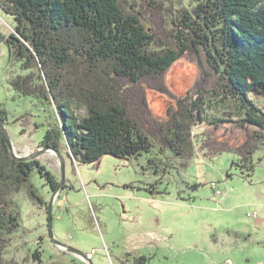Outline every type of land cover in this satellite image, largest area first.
Here are the masks:
<instances>
[{
    "label": "trees",
    "instance_id": "trees-1",
    "mask_svg": "<svg viewBox=\"0 0 264 264\" xmlns=\"http://www.w3.org/2000/svg\"><path fill=\"white\" fill-rule=\"evenodd\" d=\"M173 2L0 0V10L14 20L13 32L0 34V42L26 72L10 86L53 114L41 147L60 153L66 147L73 162L90 164L105 155L138 158L161 138L185 168L194 156L192 127L230 123L244 135L241 144L202 132L200 148L208 156L235 155L232 166L250 178L253 155L264 150V110L254 101L264 97V0H193L172 14ZM186 55L196 62L199 80L174 99L165 121H156L144 86L168 94L163 76ZM0 120H6L1 107ZM34 168L56 189V178L38 160L10 155L0 129V264L19 227L11 196L25 187L47 210L29 183Z\"/></svg>",
    "mask_w": 264,
    "mask_h": 264
},
{
    "label": "rangeland",
    "instance_id": "rangeland-1",
    "mask_svg": "<svg viewBox=\"0 0 264 264\" xmlns=\"http://www.w3.org/2000/svg\"><path fill=\"white\" fill-rule=\"evenodd\" d=\"M173 1L172 14L193 3ZM13 27V17L0 10V34L8 37ZM180 64L190 70L191 78L178 90L169 78ZM25 73L0 42V107L6 112L4 126L14 154L34 156L61 187L53 198L32 169L29 183L44 204L51 202L50 218L45 205L36 203L25 187L14 193L19 227L1 264H137L139 258L146 259L143 264H264V150L253 155V172L247 179L232 166L235 155L208 156L200 148L202 132L214 141L239 145L244 140L241 131L230 123L217 129L207 123L192 127L194 156L185 168L161 138H153L154 148L138 158L105 155L90 164L73 162L64 147L62 173L57 154L39 145L52 112L10 86L12 78ZM198 80V66L188 55L175 61L163 76L168 94L144 86L150 116L165 121L174 99L185 96ZM150 95L162 100L159 113L153 111ZM254 101L264 110V97ZM210 182L224 194L215 197ZM254 212L256 218L248 217ZM55 241L84 257L61 249Z\"/></svg>",
    "mask_w": 264,
    "mask_h": 264
},
{
    "label": "water",
    "instance_id": "water-1",
    "mask_svg": "<svg viewBox=\"0 0 264 264\" xmlns=\"http://www.w3.org/2000/svg\"><path fill=\"white\" fill-rule=\"evenodd\" d=\"M0 129H1L2 134H3V136H4V139H5V143H6L7 149H8V151H9L10 155H11L14 159H16L17 161H20V162L31 161V160H34V159H35L34 156H32V157H18V156H16V155L14 154V150H13V147H12V145H11L10 139H9V137H8V135H7V132H6L5 126H4V124H3V122H2L1 120H0ZM42 148H43V151H44V152H55V153L57 154V156H58V158H59V161H60V167H61V170H62V173H63L64 162H63V159H62L61 153L58 152V151H56V150H53V149H51V148L45 147V146H43ZM60 187H61V185H60V184H57L56 189H54V190L52 191V197H53V198L57 195V193H58ZM50 204H51V202L48 204V207H47V216H48L47 218H48V220H49V218H50V209H51ZM49 230H50V229H49ZM49 232H50V231H49ZM54 243H55L56 245L60 246V247H61L62 249H64V250L72 251V252H74L75 254H77V255H79V256H81V257H84L83 254H81L80 252H78V251H76V250H71L70 248H67V247H65L64 245L59 244V243L56 242V241H55Z\"/></svg>",
    "mask_w": 264,
    "mask_h": 264
},
{
    "label": "bare ground",
    "instance_id": "bare-ground-1",
    "mask_svg": "<svg viewBox=\"0 0 264 264\" xmlns=\"http://www.w3.org/2000/svg\"><path fill=\"white\" fill-rule=\"evenodd\" d=\"M181 76V77H180ZM180 78H182L180 82ZM191 78V72L189 69H183V65H178L176 68L173 69L171 76L169 78L170 86L172 88L181 89L184 87ZM179 81V82H178ZM152 108L155 113H159L162 107V100L160 97L155 95H150Z\"/></svg>",
    "mask_w": 264,
    "mask_h": 264
},
{
    "label": "built area",
    "instance_id": "built-area-1",
    "mask_svg": "<svg viewBox=\"0 0 264 264\" xmlns=\"http://www.w3.org/2000/svg\"><path fill=\"white\" fill-rule=\"evenodd\" d=\"M210 188L212 189L213 191V195L215 197L217 196H222L224 194L223 191H220L217 187V184L215 182H210ZM257 214L254 212V213H248V217H251V218H256Z\"/></svg>",
    "mask_w": 264,
    "mask_h": 264
},
{
    "label": "flooded vegetation",
    "instance_id": "flooded-vegetation-1",
    "mask_svg": "<svg viewBox=\"0 0 264 264\" xmlns=\"http://www.w3.org/2000/svg\"><path fill=\"white\" fill-rule=\"evenodd\" d=\"M60 247V246H59ZM61 248V247H60ZM62 249V248H61Z\"/></svg>",
    "mask_w": 264,
    "mask_h": 264
}]
</instances>
